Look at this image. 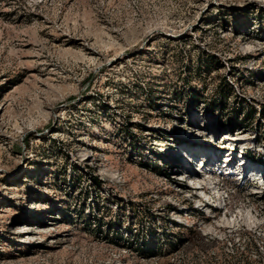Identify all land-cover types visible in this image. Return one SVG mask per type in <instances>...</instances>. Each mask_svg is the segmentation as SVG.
I'll return each instance as SVG.
<instances>
[{"label": "rangeland", "instance_id": "374dc122", "mask_svg": "<svg viewBox=\"0 0 264 264\" xmlns=\"http://www.w3.org/2000/svg\"><path fill=\"white\" fill-rule=\"evenodd\" d=\"M0 264H264V0H0Z\"/></svg>", "mask_w": 264, "mask_h": 264}, {"label": "bare ground", "instance_id": "6f19581e", "mask_svg": "<svg viewBox=\"0 0 264 264\" xmlns=\"http://www.w3.org/2000/svg\"><path fill=\"white\" fill-rule=\"evenodd\" d=\"M206 160L209 161L208 163H212V162H213V156H211L210 154H206V155H205L204 159H202V160L200 161V162H201V164H200V165H201V169L198 168L200 171L203 170L202 167H203L204 169H205V168L208 169V166H207ZM186 162H190V159H187V158H186V159L184 160V163H183L182 165L177 166V171H176V172H180L178 175H183L184 172L181 171V168L186 164ZM246 163H247V162L243 161L242 163H240V165H241V164H246ZM231 164L233 165V164H235V163L233 162V163H231ZM209 166H210V165H209ZM243 168L246 169L247 167H246V166H243ZM241 171H242V170H241ZM182 172H183V173H182ZM205 172H206V171H205ZM179 179L182 180L181 178H179ZM192 183H195V182L192 181ZM195 185H196V183H195ZM188 187L190 188L191 185L189 184ZM191 188H192V187H191ZM29 231H30V227H29V226H24V228L20 230L21 233H28Z\"/></svg>", "mask_w": 264, "mask_h": 264}, {"label": "trees", "instance_id": "16d2710c", "mask_svg": "<svg viewBox=\"0 0 264 264\" xmlns=\"http://www.w3.org/2000/svg\"><path fill=\"white\" fill-rule=\"evenodd\" d=\"M251 154V153H250ZM252 155V154H251ZM254 159H255V157L254 156H252ZM259 161H262L261 159H258Z\"/></svg>", "mask_w": 264, "mask_h": 264}]
</instances>
